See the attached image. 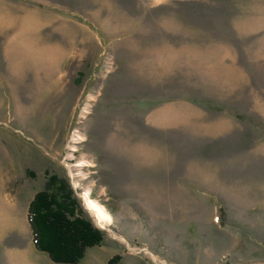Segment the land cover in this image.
I'll return each instance as SVG.
<instances>
[{
	"label": "rangeland",
	"instance_id": "rangeland-1",
	"mask_svg": "<svg viewBox=\"0 0 264 264\" xmlns=\"http://www.w3.org/2000/svg\"><path fill=\"white\" fill-rule=\"evenodd\" d=\"M52 175L104 236L79 264H264V0H0V264H57Z\"/></svg>",
	"mask_w": 264,
	"mask_h": 264
},
{
	"label": "trees",
	"instance_id": "trees-1",
	"mask_svg": "<svg viewBox=\"0 0 264 264\" xmlns=\"http://www.w3.org/2000/svg\"><path fill=\"white\" fill-rule=\"evenodd\" d=\"M28 222L35 248L57 264H79L87 250L104 239L84 217L68 180L56 175L30 204Z\"/></svg>",
	"mask_w": 264,
	"mask_h": 264
},
{
	"label": "bare ground",
	"instance_id": "bare-ground-1",
	"mask_svg": "<svg viewBox=\"0 0 264 264\" xmlns=\"http://www.w3.org/2000/svg\"><path fill=\"white\" fill-rule=\"evenodd\" d=\"M17 43L15 44L14 41L11 42L10 45L7 47V51H6V53L8 54V57L11 58L10 59V66L12 69H13V66L15 65L14 60L17 56H19L21 54L23 57L24 54L28 55V53H29V50L23 51L21 46L18 45ZM22 57H20V58H22ZM80 139H81V137H78V140H80ZM84 163H82V164L84 165ZM85 205H86L88 211L94 216V218H95V220L99 226L103 227L104 224H110L111 223V216L108 213L107 209L101 203L97 202L96 200H94L90 197V191H87V193L85 195ZM5 230H6L5 226H1L0 227V235H1V233L6 232ZM7 257H8L9 264H29L30 263V261H29L30 257H28L27 254L22 253V252H18V251L12 252L11 251V252L7 253Z\"/></svg>",
	"mask_w": 264,
	"mask_h": 264
},
{
	"label": "crops",
	"instance_id": "crops-1",
	"mask_svg": "<svg viewBox=\"0 0 264 264\" xmlns=\"http://www.w3.org/2000/svg\"><path fill=\"white\" fill-rule=\"evenodd\" d=\"M161 114H162L161 117L164 118V117L166 116V114H167V111L164 110V111L161 112ZM149 120H150V119H149ZM157 120H158V119H157ZM157 120H156L155 122H159L160 120L162 121L163 119H160V120H158V121H157ZM151 121H152V120H151ZM163 122H164V120H163Z\"/></svg>",
	"mask_w": 264,
	"mask_h": 264
}]
</instances>
